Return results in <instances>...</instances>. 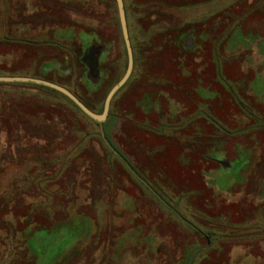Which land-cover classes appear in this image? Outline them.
Instances as JSON below:
<instances>
[{
    "label": "rangeland",
    "instance_id": "374dc122",
    "mask_svg": "<svg viewBox=\"0 0 264 264\" xmlns=\"http://www.w3.org/2000/svg\"><path fill=\"white\" fill-rule=\"evenodd\" d=\"M123 1L133 69L103 122L60 94L22 84L29 82L0 81V264H264V0ZM119 24L116 0H0V76L37 77L44 65L47 80L73 86L78 96L73 94L100 113L126 69ZM194 25L199 44L181 60L188 68L180 79L195 86L200 106L215 95L214 87L221 88L216 43L230 61L243 58L236 64L245 74L232 69L227 82L242 104L227 94L221 117L198 106L186 121L192 129L198 120L219 128L225 123L232 132L242 118L233 141L247 142L242 146L252 153H237L225 168L216 161L222 156L219 134L206 153L201 137L196 143L188 130L180 135L175 129L178 140L163 139L160 134L179 123H165L150 148L122 138L132 112L123 99L144 86L139 71L156 53L154 66L173 75L177 62L175 69L165 44ZM91 39L108 45L99 61L103 76L97 85L82 81L86 89L78 82L83 62L75 58ZM60 53L70 57L72 70L55 76L51 62ZM95 56L92 80L98 74ZM205 57L210 61L203 63ZM147 98L138 107L156 112ZM128 121L130 133L147 131L133 117ZM140 135L131 137L143 140Z\"/></svg>",
    "mask_w": 264,
    "mask_h": 264
},
{
    "label": "trees",
    "instance_id": "16d2710c",
    "mask_svg": "<svg viewBox=\"0 0 264 264\" xmlns=\"http://www.w3.org/2000/svg\"><path fill=\"white\" fill-rule=\"evenodd\" d=\"M183 1H185V0H183ZM186 3H187V1H186ZM237 16V18H236V20H239V18L238 17H241V14L239 13L238 15H236ZM236 20H234V21H236ZM197 27L198 26H189V28H186V30L185 31H183V32H178V33H176V35L172 38V42H171V39H170V41H169V43H167V44H165L166 46H165V48L162 46V45H159L158 47H160V48H162L164 51H165V53L166 54H169L168 56L171 58L170 59V63L175 67V62H177L176 63V67H177V69H176V67H175V69L177 70V72H173L174 74L172 75V74H170L171 76H169V74H168V80H166V83L164 84V88L167 90H173V91H176V93L177 94H179V95H186V97L187 96H189L190 94H191V91L192 90H195L196 88H195V86L194 87H192L191 86V88H189V86H188V84L186 83V82H184V81H181V79H177V78H181V75L179 74V71H183V67H186V68H188L187 67V65L185 64H182V63H180L181 62V60H185L186 58V55H189L190 53H193L194 52V50H196L197 48V44H199L198 43V39H197V37L195 36V31H196V29H197ZM257 30V29H256ZM259 35V34H258ZM183 36H193L194 38H195V43L191 46V47H189V48H187V47H185L184 45H182L183 44V41H182V37ZM220 38L222 37V39H223V36H222V34L220 33ZM261 36H263V35H261ZM209 37L212 39V37L209 35ZM208 37V35H207V37L205 38L204 37V39H207V38H209ZM203 40V39H202ZM95 43H99L101 46H102V48H104V49H107V45L108 44H106V43H103V42H101L100 40H98V39H91V44H95ZM225 45V44H224ZM220 48H222V46L219 44V43H216V45H215V48H213V50H214V54H213V57H215V59H214V62H215V77H216V83L218 84V86L219 87H221L220 89L219 88H213V92L215 93V95L211 98V101L209 102L210 103V105L212 106V108L215 110V115L213 116V118H216V114H217V116L219 115L220 117H221V115H220V113L222 112V111H224L225 109L223 108V105H224V101H225V99L226 100H228V98H229V96H227V94H229L230 95V98L234 101V104H236L238 107L240 106V99L238 100V95H237V93H236V90L235 91H233V92H231L229 89H228V86H227V82H230L229 80H232L233 79V74H235V72L233 73V71H232V69H238L239 70V67H238V65L236 64V63H238V61L239 62H241V61H243V58L242 59H239V57H236V56H234L233 58H232V62L230 61V59H229V57L227 56V55H224V53H223V51H221L220 50ZM83 49V47L81 46V50ZM158 49V48H157ZM222 49H224V47L222 48ZM81 50L79 51V55L75 58L76 59V61L77 60H79L80 58H81ZM158 50H160V49H158ZM73 51V50H72ZM212 52V51H211ZM67 54H69L70 56H71V54H70V50L68 49L67 50ZM155 57H158L159 58V55L158 54H155L154 55ZM59 58L60 59H56V61H54V63L57 65V70L59 71V73L60 72H64V73H66V74H68L71 70H72V67L68 64L67 65V63L69 62V56H67V55H64V54H62V53H60V56H59ZM206 58V57H205ZM227 60H229L230 62H228V63H231V65H230V67H227V68H224V66H222L221 67V64H219V62L221 61V62H224V61H227ZM175 61V62H174ZM210 61V58H206L205 59V61L203 62V63H206V62H209ZM244 61H245V57H244ZM63 65V66H62ZM43 66L44 65H41L40 66V73L41 74H39L37 77H41V78H44V79H46L47 80V77H46V75H45V70L43 69V71H42V68H43ZM82 66H83V68H84V65H83V63H82ZM168 70V71H167ZM57 72V71H56ZM166 72L168 73V72H170L169 71V68H167L166 69ZM239 72H240V70H239ZM58 72H57V74H59ZM241 73V72H240ZM9 75H11V76H14V75H16V73H8ZM179 76V77H177V75ZM241 74H245V73H241ZM60 75V74H59ZM64 75V74H63ZM65 76V75H64ZM67 76V75H66ZM245 76V75H244ZM32 77H34V76H32ZM192 77H194V75L192 74V72H190L189 71V77H188V79H191ZM129 79H130V77L128 78V80L125 82V84L121 87V89L117 92V93H115L113 96H112V99H111V105L112 104H114V102H115V99L117 98V94L118 93H120L121 92V90H123V88H125V86H127V83H128V81H129ZM177 79V81H179L180 83L179 84H181L180 86H176V87H174V85H175V80ZM82 81L83 82H85V81H87L88 83H90V80H88L87 79V77H86V74H85V71L83 70V74H82V76L80 75L79 76V78H78V82H79V84L82 86V87H84V88H86L87 89V87L82 83ZM92 82V81H91ZM168 82V83H167ZM22 84H28L29 86H36V87H38V88H42V89H46V91H51V92H53V93H57V94H60V95H62L64 98H66L68 101H70L71 103H73L75 106H77L71 99H69L68 97H66L65 95H63V93L62 92H60V91H58V90H55V89H52V88H48V87H46V86H44V85H38V84H29V83H22ZM74 85H75V82L73 83ZM229 84V83H228ZM95 85H97V84H95ZM221 85V86H220ZM230 85L231 86H233L232 85V83H230ZM238 85V84H237ZM217 86V85H216ZM65 87V86H64ZM67 88V87H66ZM226 88H227V90H226ZM68 89H72L71 91H73L74 92V94H76V91L73 89V86L71 87V86H69L68 87ZM211 91V90H210ZM226 93V94H225ZM135 94V93H134ZM134 94H132L131 95V100H128L129 98L127 97V99H126V97H125V99H123L124 100V105L126 106V108H130L131 109V111H132V114H133V119L134 120H137V121H140V126H142L143 127V123H141V121H142V118H143V116H142V110L138 107V101L141 99V97H142V95L144 94V88L142 87V88H137V90H136V94L134 95ZM77 95V94H76ZM78 96V95H77ZM225 99H224V98ZM187 100V99H186ZM185 100V104H184V106H183V113L181 114V115H184L185 114V116H187L188 114L189 115H191V114H194V107H195V103H194V101H191V102H189L188 100L186 101ZM186 103H188V104H186ZM199 105L200 104H202V103H198ZM197 104V105H198ZM110 105V106H111ZM78 107V106H77ZM79 108V107H78ZM187 110H186V109ZM201 110V109H200ZM203 110V109H202ZM191 112V113H190ZM204 112V111H203ZM220 119V118H219ZM129 118H125V122H124V127H125V129L123 130V137L122 138H125V139H127V141L128 142H130V143H132V145L133 146H144V145H147V146H149V148L150 147H152V145L153 144H158V142H153V140H157L156 138L157 137H154V136H151L150 134H148L147 133V131L145 130V132H142L141 133V131H139V129H137V130H135V131H133V132H131L130 133V129H131V124L130 125H128V123H129ZM227 120V119H226ZM228 121V120H227ZM205 122H200L199 120H198V122H195V124H198L199 125V127L201 128V131H196V132H194V133H196V137L197 138H199V137H201V139L202 140H205V142L203 141V144H206L203 148V152H205L206 153V150L207 149H209V148H211V146H212V144L210 143H208V141L209 140H211V139H214V137H211V135H212V133H208V132H210V131H212V130H208V129H206V127H205V124H204ZM143 129H144V127H143ZM193 133V132H192ZM141 134V135H140ZM131 135H133V136H137V138L139 137V135L140 136H143L142 137V139L143 140H139V139H133L132 137H131ZM121 141V140H120ZM125 141V140H124ZM123 141V142H124ZM127 141H125V142H127ZM122 142V141H121ZM124 146H125V144H124ZM126 147V146H125ZM126 149V148H125ZM203 156V155H202ZM209 159H213V158H209ZM213 160H216V159H213ZM210 242V240H209V238H208V240H207V245H208V243ZM204 248V247H203ZM198 249L196 250H194L193 251V253H191V255H193V257H195L194 255H196L195 253H198ZM190 255V256H191Z\"/></svg>",
    "mask_w": 264,
    "mask_h": 264
},
{
    "label": "crops",
    "instance_id": "0c3cea01",
    "mask_svg": "<svg viewBox=\"0 0 264 264\" xmlns=\"http://www.w3.org/2000/svg\"><path fill=\"white\" fill-rule=\"evenodd\" d=\"M194 42L195 41L190 38L189 39V43H187V41L185 40L184 44H182V45H184L185 47L189 48V47H191L194 44ZM154 54H156V53L152 54V58L150 60V63L148 64V68L147 69H145L143 72L139 71V73L136 71L139 74V77H138L139 79L138 80H142V85H144L143 86L144 94L142 95L141 99L143 98V102H144L145 101V97H148L147 99L150 100L149 102L152 103L153 106H155L154 108L157 109V111L156 112L154 111V113H151V112H153V108L152 107L148 108L147 112L143 113V111H142L141 113H142L143 118H142L141 123H143V127L144 128H147V133L150 134L151 136L154 134L155 137H157L156 134H158V132H159V134L161 133L160 129H162V130L165 129L163 127L164 125H166V124L168 125L169 123L172 124V125H175V123H179V124H177V125H179L178 128H176L175 126L174 127H168L167 126L168 127L167 129H171L172 130L170 134H168V133L160 134V135H162L163 139L164 138L167 139L168 142L171 141V140H174V139L178 140V139L175 138V136L177 135V134L174 133V131H176L175 129L179 130L177 132L180 135H181L182 131L185 132V131L188 130L187 131V137L189 139L190 138H195V136H197V135H196V133H194L195 134L194 135L192 132L201 131V128L199 127L198 124L194 125V127H193L194 129H192V127L190 128V122H186L187 119H188L189 114L187 115V117H181V114L183 113L182 110H183V106L185 104V100L187 99L189 102L194 101V103L196 104L195 107H194V110H197L198 106H199L200 109H203V111H206L208 113V115H210L213 118L214 112H213L212 106L209 103L211 101V98H208L209 96L205 97V105L200 106L198 104V103H200L199 102V98L194 96L195 90H192L191 94L186 97V95H182L181 96V95L177 94L176 91H173V90L171 91V90H168V89L166 90L164 88L165 86L163 84L160 85V86H156V85H154V83H151V82H154L156 80H163L164 81L163 83L165 84L166 80H168L167 79L168 78V73L166 72L165 67H158L157 68L156 66H154L155 63L157 62V60L160 59L158 57H155ZM213 59H215V57ZM228 62H230V61H228ZM228 62H221L220 61L219 64H221V67L224 66V68H227V67H229L227 65ZM51 64H52V67L54 65V67L57 68V65L54 62H51ZM54 67H53V69H54ZM57 72L59 73L58 70H57ZM175 72H177V70H175ZM182 73H183V71H179V74L181 76H182ZM57 75L58 74L55 73V76H57ZM177 77H179V76L177 75ZM177 79H180V78H177ZM177 79L175 80L174 87L181 85V84H179L180 82L177 81ZM147 80H150L151 82H148ZM50 81L58 83L57 79H55L53 77L50 78ZM65 87L68 88V86H66V85H65ZM239 98H238V100H239ZM240 103L242 104V102H240ZM186 104H188V103H186ZM110 105H111V103H110ZM243 105H244V107L246 106L244 104V102H243ZM112 106H113V104H112ZM239 110H240V108H239ZM159 111H160V113H158ZM148 112H150L151 115ZM132 117H133V114L131 112V116L129 117V119L132 120ZM173 117H175V119L177 117V119L175 120V119H173ZM240 123L242 124V118H240ZM204 124H205L206 129H208V130L212 129L213 130L212 137H216L219 134V136H218V138L220 140L219 141V144H220L219 148L222 150V152H220V155L222 154V156L220 158L221 160H219V159L216 160L218 162V166L219 167H223V168L227 167V165H229L230 162L233 160V157L236 158L237 153L240 152V154H242V155L244 154L243 150H245V149H244V147L242 145L243 144H247V142L240 144V143H237V141H235V140L233 141V136L234 135L238 136L239 133H241V131H239V129L241 127V124L239 126V123H238V128L235 127L234 128L235 130H232V132H230L228 130V128L226 127L225 123L222 124L224 126V128L222 126L219 128L216 124L214 125L212 122L205 121ZM227 124H228V122H227ZM130 126H132V125H130ZM242 133H244V132H242ZM180 135H178V136H180ZM193 135H194V137H193ZM230 136H232V137H230ZM229 140L232 142L231 146H229ZM194 141H196V143H197L199 141V139L195 138ZM203 141L205 142V140H203ZM205 145L206 144H203V146H205ZM236 145L241 147V150H239ZM229 148H232V150L230 152L231 155L226 154V150H228ZM246 149L247 150H245V151H248V152L251 150L248 147ZM251 153H249L250 158L252 156ZM243 156L246 157L245 154ZM247 157H248V155H247Z\"/></svg>",
    "mask_w": 264,
    "mask_h": 264
},
{
    "label": "water",
    "instance_id": "95a60500",
    "mask_svg": "<svg viewBox=\"0 0 264 264\" xmlns=\"http://www.w3.org/2000/svg\"><path fill=\"white\" fill-rule=\"evenodd\" d=\"M117 3V12H118V17L120 21V29L121 33L124 39V45L127 53V59H126V69L122 77L115 82L108 93L106 94L104 98V104H103V111L100 113L94 112L90 108H88L82 101L79 99L76 95L73 94L72 91H70L68 88L64 87V85L51 82L49 80H46L41 77H30L29 75H1L0 76V81H11V82H29L31 84H38V85H44L48 88H52L55 90H58L63 93L66 97L71 99L77 106L80 107L82 112H84L86 115L91 117L92 119L98 121V122H103L108 114V111L110 109V102L112 99L113 94H115L119 88L126 82L128 77H130L132 69H133V51L131 47V40L129 38V33H128V28H127V19L125 15V4L123 0H116Z\"/></svg>",
    "mask_w": 264,
    "mask_h": 264
},
{
    "label": "flooded vegetation",
    "instance_id": "af4514ba",
    "mask_svg": "<svg viewBox=\"0 0 264 264\" xmlns=\"http://www.w3.org/2000/svg\"><path fill=\"white\" fill-rule=\"evenodd\" d=\"M185 30H183V31H185ZM183 31H180V32H183ZM189 39H190V36H183L182 37L183 44H184L185 40L187 41V43H189ZM105 50L106 49L102 48V46L99 43L91 44V40L86 41L85 45L83 46V49L81 50V60H82L83 65H84V71H85L86 77L88 80H90V84H94V83L97 84L99 79L103 76V72H102L99 61H100L101 56ZM94 51L96 52L95 60L98 62V64H97L98 74H97L96 78L94 80H92V78L89 77L90 76L89 71H90V69L93 70V68H92L93 65H91V63H92L91 58L93 57Z\"/></svg>",
    "mask_w": 264,
    "mask_h": 264
}]
</instances>
